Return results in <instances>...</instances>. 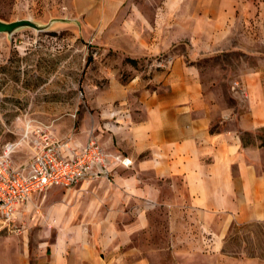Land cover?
<instances>
[{"label": "crops", "instance_id": "0c3cea01", "mask_svg": "<svg viewBox=\"0 0 264 264\" xmlns=\"http://www.w3.org/2000/svg\"><path fill=\"white\" fill-rule=\"evenodd\" d=\"M77 2L137 10L131 55L151 62L149 84L128 103L103 97L71 134L50 133L67 158L91 134L130 164L49 187L61 194L43 207L52 227H29L34 192L12 217L20 231L0 228V264H264V0ZM14 153L28 165L31 150Z\"/></svg>", "mask_w": 264, "mask_h": 264}, {"label": "rangeland", "instance_id": "374dc122", "mask_svg": "<svg viewBox=\"0 0 264 264\" xmlns=\"http://www.w3.org/2000/svg\"><path fill=\"white\" fill-rule=\"evenodd\" d=\"M21 18L62 21L44 31L0 33V152L21 138L28 121L32 128L45 126L58 136L71 134L82 118L100 116L103 97L113 104L128 103L137 84H149L145 80L151 62L131 55V28L138 18L134 8L103 13V8H83L77 0H0V19ZM255 19L259 11L249 20ZM29 150L28 144L19 145L16 161ZM60 195L48 197V189L38 195L29 227H52L42 211L46 200ZM19 220L27 227L28 219Z\"/></svg>", "mask_w": 264, "mask_h": 264}, {"label": "built area", "instance_id": "2783aa9c", "mask_svg": "<svg viewBox=\"0 0 264 264\" xmlns=\"http://www.w3.org/2000/svg\"><path fill=\"white\" fill-rule=\"evenodd\" d=\"M229 89L238 102L246 99L245 88L238 80H232ZM27 125L21 138L6 143L0 152V228L20 231L11 225L12 217L18 205L27 202L34 192L41 194L54 185L69 187L80 180L108 179L110 161L130 164L129 159L106 152L91 134L78 150H70L72 157L67 158L60 150L69 149L66 139L54 138L45 126L32 128L31 121ZM23 143L28 144L31 159L27 166L17 167L11 155Z\"/></svg>", "mask_w": 264, "mask_h": 264}, {"label": "water", "instance_id": "95a60500", "mask_svg": "<svg viewBox=\"0 0 264 264\" xmlns=\"http://www.w3.org/2000/svg\"><path fill=\"white\" fill-rule=\"evenodd\" d=\"M62 21L61 19L51 18L45 23L38 22L32 18H21L12 21L0 19V33H5L7 36L13 35L15 32L32 28L35 31H44L50 28L54 22Z\"/></svg>", "mask_w": 264, "mask_h": 264}]
</instances>
